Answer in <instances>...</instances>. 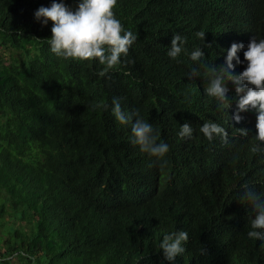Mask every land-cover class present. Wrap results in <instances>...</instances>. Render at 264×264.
Returning <instances> with one entry per match:
<instances>
[{
  "label": "trees",
  "instance_id": "16d2710c",
  "mask_svg": "<svg viewBox=\"0 0 264 264\" xmlns=\"http://www.w3.org/2000/svg\"><path fill=\"white\" fill-rule=\"evenodd\" d=\"M52 2L0 0V264H170L160 244L179 230L189 240L173 264H222L226 241L238 236L235 264H264V242L247 236L254 210L240 199L242 185L264 187V161L231 190L225 212L199 147L175 138L203 116L189 54L200 47L196 33L213 27L214 2L117 0L116 18L138 40L104 77L98 61L50 51L52 23L34 12ZM174 34L186 38L178 60L167 55ZM113 98L159 130L166 163L136 149ZM99 101L108 110H93ZM171 173L186 178L171 184ZM162 208L175 219H162ZM110 218L114 234L104 229Z\"/></svg>",
  "mask_w": 264,
  "mask_h": 264
},
{
  "label": "clouds",
  "instance_id": "9594fccd",
  "mask_svg": "<svg viewBox=\"0 0 264 264\" xmlns=\"http://www.w3.org/2000/svg\"><path fill=\"white\" fill-rule=\"evenodd\" d=\"M211 1L215 4L213 27L196 33L200 47L189 54L188 79L203 116L181 124L175 138L199 147L206 163L203 166L221 185L215 199L227 212L231 190L251 175L254 165L264 161V0ZM116 6L117 0H78L73 9L64 0H53L50 6L39 7L34 18L44 26L51 21L52 35L47 42L53 54L80 62L98 61L104 66L98 75L104 77L138 40L116 18ZM185 44V37L174 34L167 55L178 60L182 52L187 53ZM92 108L108 110L109 105L99 101ZM111 112L119 124L131 125L132 143L144 157L166 163L169 143L138 110L129 115L120 100L113 98ZM167 177L171 184L186 178L173 173ZM240 199L251 204L255 213L248 238L264 242V187L258 194L244 184ZM160 210L162 219H175L166 209ZM104 229L115 233L111 218L104 222ZM236 238L240 236L226 241L222 264H235L239 254ZM188 240L186 230L165 235L160 244L164 259L173 264L186 251Z\"/></svg>",
  "mask_w": 264,
  "mask_h": 264
}]
</instances>
